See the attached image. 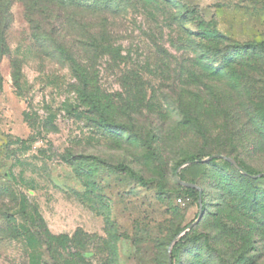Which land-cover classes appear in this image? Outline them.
<instances>
[{"label":"rangeland","instance_id":"obj_1","mask_svg":"<svg viewBox=\"0 0 264 264\" xmlns=\"http://www.w3.org/2000/svg\"><path fill=\"white\" fill-rule=\"evenodd\" d=\"M105 1L0 0V264H168L177 169L172 264H264V0Z\"/></svg>","mask_w":264,"mask_h":264},{"label":"trees","instance_id":"obj_2","mask_svg":"<svg viewBox=\"0 0 264 264\" xmlns=\"http://www.w3.org/2000/svg\"><path fill=\"white\" fill-rule=\"evenodd\" d=\"M109 0H106L105 2H108ZM147 1L148 3H152V1H154L155 3H157V0H145ZM252 47L264 52V40L261 41V42H258L256 44H251ZM5 47H6V44L4 42V39H3V29L0 27V54L3 53L5 51ZM200 158L198 155H190L187 157L186 160H189V161H194L196 159ZM217 159H222V158H213L211 160H208V161H205V162H213ZM224 162L226 163H229L231 164L230 162H228L227 160L225 159H222ZM237 162V161H236ZM238 165L240 167H242L244 170H246L247 174L243 173L242 172V175L247 177V178H251V179H257L258 177H252L251 175H253V172H251L250 170L244 168L239 162H237ZM232 165V164H231ZM114 168L116 169H119V170H129V168L123 164H117V165H113ZM232 167L235 169V171H240L238 168H236L235 166L232 165ZM130 173L132 175H135L132 171H130ZM179 176L181 177V179H184L183 176L179 173ZM140 180H142V178H140ZM192 182V181H190ZM185 194H188V195H191L193 196L195 199H198V191L194 188H189V187H184V186H179ZM202 198H203V193L201 194ZM203 214H204V207H203ZM203 216V215H202ZM202 218V217H201ZM201 220V219H200ZM192 230V229H191ZM190 231V230H189ZM186 232L183 236H181V238L178 239V241L173 245L172 247V250H171V257H174L178 250H179V247L182 243L184 242H195V241H198L203 234H191L190 233Z\"/></svg>","mask_w":264,"mask_h":264},{"label":"water","instance_id":"obj_3","mask_svg":"<svg viewBox=\"0 0 264 264\" xmlns=\"http://www.w3.org/2000/svg\"><path fill=\"white\" fill-rule=\"evenodd\" d=\"M213 158H222L227 160L228 162H230L233 166H235L236 168H238L241 172L247 174L246 170H244L242 167H240L238 165V163L236 162V160L230 156H226L223 154H210L208 155L205 159H203V161H208L211 160ZM264 173H259V174H253L251 175L252 177H259V176H263ZM175 179L177 181L178 184H180L181 186L184 187H189V188H194L198 191V203H199V212H198V216L197 218L192 221L191 223H189L181 232H179L177 234V236L175 237V239L171 242V244L168 247V264H172V260H171V250L173 245L178 241V239L183 236L186 232H188L189 230H191L201 219L202 215H203V204H202V188L194 183V182H189V181H185L183 179H181V177L179 176V172L178 169L175 172Z\"/></svg>","mask_w":264,"mask_h":264}]
</instances>
